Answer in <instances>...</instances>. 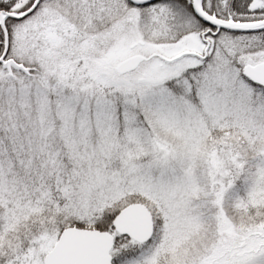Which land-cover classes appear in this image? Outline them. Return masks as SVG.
Listing matches in <instances>:
<instances>
[{
	"label": "snow or ice",
	"instance_id": "6c2138e0",
	"mask_svg": "<svg viewBox=\"0 0 264 264\" xmlns=\"http://www.w3.org/2000/svg\"><path fill=\"white\" fill-rule=\"evenodd\" d=\"M0 264H264V0H0Z\"/></svg>",
	"mask_w": 264,
	"mask_h": 264
}]
</instances>
